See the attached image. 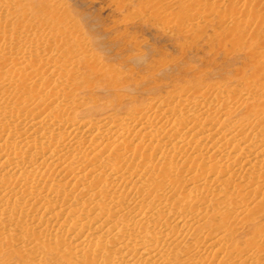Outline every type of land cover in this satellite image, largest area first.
<instances>
[{
  "label": "bare ground",
  "instance_id": "obj_1",
  "mask_svg": "<svg viewBox=\"0 0 264 264\" xmlns=\"http://www.w3.org/2000/svg\"><path fill=\"white\" fill-rule=\"evenodd\" d=\"M19 4L0 0V243L25 242V258L53 239L69 264H264L262 226L248 239L236 226L264 212L261 71L241 77L244 94L179 92L148 115L81 121L76 83L95 59L55 46L68 36L41 18L22 24ZM205 221L227 237L196 238Z\"/></svg>",
  "mask_w": 264,
  "mask_h": 264
},
{
  "label": "rangeland",
  "instance_id": "obj_2",
  "mask_svg": "<svg viewBox=\"0 0 264 264\" xmlns=\"http://www.w3.org/2000/svg\"><path fill=\"white\" fill-rule=\"evenodd\" d=\"M203 2L205 0H20L17 13L22 15L25 11L27 14L22 24L41 18L52 31L68 36L66 40H56L55 46H61L69 54L84 45L93 56V67L98 73L80 69L76 83L80 92L76 93L78 102L75 103L80 104L76 111L80 112L81 121L99 122L108 116L125 118L130 111L148 115L145 111L160 108L161 101H168L171 94L179 92L198 100L202 99L199 96L202 90L220 87L239 89L243 93L244 87L239 83L242 76L253 80L258 70L264 76V0H247V4L246 0ZM45 11L51 13V17ZM211 97L207 100L212 101ZM242 114L241 111L240 118ZM189 189L183 188L181 192ZM189 192L192 195L194 191ZM262 212L246 227L237 224L240 229L237 237L248 239L260 225L263 227ZM127 218L129 215H125L124 219ZM208 223H200V229L194 234L199 236L196 238L227 237L219 226ZM35 241L33 243L37 244L38 240ZM52 241L49 247L56 251L43 250L37 244L25 258L14 253L15 249L24 251L25 242H20L14 250H9L5 242L0 243V264H69L62 259L61 250L57 242L54 243L56 240ZM195 242L194 236L187 237L173 250L181 258L185 250H193ZM216 262L211 259L209 263Z\"/></svg>",
  "mask_w": 264,
  "mask_h": 264
}]
</instances>
